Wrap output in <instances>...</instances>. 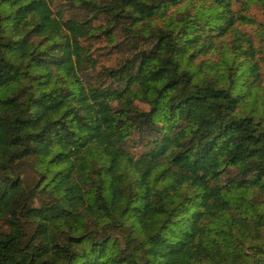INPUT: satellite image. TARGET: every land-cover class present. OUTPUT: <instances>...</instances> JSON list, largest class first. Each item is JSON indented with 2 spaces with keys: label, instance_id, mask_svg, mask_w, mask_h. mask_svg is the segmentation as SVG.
Instances as JSON below:
<instances>
[{
  "label": "trees",
  "instance_id": "16d2710c",
  "mask_svg": "<svg viewBox=\"0 0 264 264\" xmlns=\"http://www.w3.org/2000/svg\"><path fill=\"white\" fill-rule=\"evenodd\" d=\"M54 1L0 0V264H264L243 105L264 104V42L237 0Z\"/></svg>",
  "mask_w": 264,
  "mask_h": 264
},
{
  "label": "rangeland",
  "instance_id": "374dc122",
  "mask_svg": "<svg viewBox=\"0 0 264 264\" xmlns=\"http://www.w3.org/2000/svg\"><path fill=\"white\" fill-rule=\"evenodd\" d=\"M61 0H55L53 2L52 8L53 10L59 8V3ZM244 2V3H242ZM234 9H238L242 13L246 14L250 20L243 22V23H236V27L241 31L244 32L247 36L251 37L253 40V44L256 46H261L264 41H262L261 37L262 35L264 37V0H237L234 5ZM64 12L67 13V10L64 9ZM230 37H227V40ZM91 44V50H92V56H94L98 62V64H101L103 66H113L115 65L120 55L118 52H115L114 50L108 49L105 42L103 41L102 37L97 39H89L84 40L82 43ZM264 52V49H262ZM220 53V52H219ZM219 53L210 54L207 56V58L210 59H217L218 61V69L223 74V76L228 73V71L225 70L227 65L231 64L232 66L236 67V75H238L242 71V65L239 63V57H236L234 61L231 63V61L228 58H231L229 56L230 54L225 55H219ZM219 59H218V56ZM261 56V57H260ZM264 53L262 55L257 54L255 55V59L258 61V64L262 66L263 59H264ZM199 59V58H198ZM200 59H205V56H201ZM198 60L196 59V62ZM98 69V68H97ZM259 72L261 74V77L263 78V72L264 68L261 67L259 69ZM235 82H239V79L237 78ZM263 100L256 95L249 96L244 105V112L250 113L253 115L256 119L262 118L264 116V104L262 103ZM144 107L143 105H141ZM128 150L133 154H139L142 151V148L138 145H133L129 143Z\"/></svg>",
  "mask_w": 264,
  "mask_h": 264
}]
</instances>
